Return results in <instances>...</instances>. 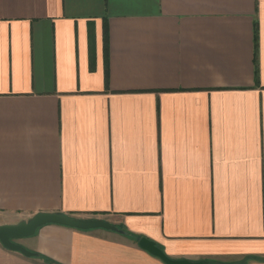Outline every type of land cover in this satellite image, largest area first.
Segmentation results:
<instances>
[{
	"label": "crops",
	"instance_id": "1",
	"mask_svg": "<svg viewBox=\"0 0 264 264\" xmlns=\"http://www.w3.org/2000/svg\"><path fill=\"white\" fill-rule=\"evenodd\" d=\"M0 264H264V0H0Z\"/></svg>",
	"mask_w": 264,
	"mask_h": 264
},
{
	"label": "water",
	"instance_id": "2",
	"mask_svg": "<svg viewBox=\"0 0 264 264\" xmlns=\"http://www.w3.org/2000/svg\"><path fill=\"white\" fill-rule=\"evenodd\" d=\"M46 223H57L78 229L105 228L120 231L114 224L101 218H79L61 212L41 211L16 223L0 224V243L10 250L30 256L34 253L28 251L16 240L32 235L38 227ZM138 244L152 255L160 258L165 264H198L184 259L169 258L153 241L145 237L140 238Z\"/></svg>",
	"mask_w": 264,
	"mask_h": 264
}]
</instances>
